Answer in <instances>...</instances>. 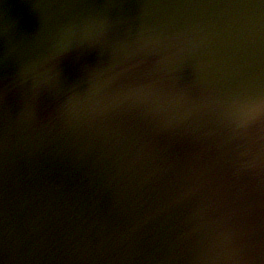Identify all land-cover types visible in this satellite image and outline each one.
Wrapping results in <instances>:
<instances>
[{
    "label": "water",
    "instance_id": "1",
    "mask_svg": "<svg viewBox=\"0 0 264 264\" xmlns=\"http://www.w3.org/2000/svg\"><path fill=\"white\" fill-rule=\"evenodd\" d=\"M262 91L264 0H0V264H264Z\"/></svg>",
    "mask_w": 264,
    "mask_h": 264
},
{
    "label": "snow or ice",
    "instance_id": "2",
    "mask_svg": "<svg viewBox=\"0 0 264 264\" xmlns=\"http://www.w3.org/2000/svg\"><path fill=\"white\" fill-rule=\"evenodd\" d=\"M239 106L242 111L240 125L256 123L264 125V91L250 92L233 102V106ZM259 164L264 166V155L261 156Z\"/></svg>",
    "mask_w": 264,
    "mask_h": 264
},
{
    "label": "clouds",
    "instance_id": "3",
    "mask_svg": "<svg viewBox=\"0 0 264 264\" xmlns=\"http://www.w3.org/2000/svg\"><path fill=\"white\" fill-rule=\"evenodd\" d=\"M93 27L94 25L90 23L85 24L82 27V35L80 37L81 42H92L94 40V36L91 31ZM66 47L67 45L64 43L63 39H61L59 44L60 51H63ZM55 58H56L55 56L52 57V59ZM233 107H234V118L236 122L239 124V121L242 118V111L238 105ZM210 264H243V259L239 255L237 250L228 249L222 255H217L212 257L210 260Z\"/></svg>",
    "mask_w": 264,
    "mask_h": 264
}]
</instances>
